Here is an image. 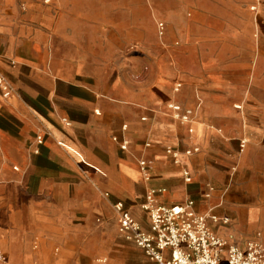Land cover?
<instances>
[{
  "label": "crops",
  "instance_id": "crops-1",
  "mask_svg": "<svg viewBox=\"0 0 264 264\" xmlns=\"http://www.w3.org/2000/svg\"><path fill=\"white\" fill-rule=\"evenodd\" d=\"M0 75L9 264H152L150 194L264 244V0H0Z\"/></svg>",
  "mask_w": 264,
  "mask_h": 264
},
{
  "label": "built area",
  "instance_id": "built-area-1",
  "mask_svg": "<svg viewBox=\"0 0 264 264\" xmlns=\"http://www.w3.org/2000/svg\"><path fill=\"white\" fill-rule=\"evenodd\" d=\"M159 26L163 28L162 23ZM0 90L4 97L10 95L9 84L1 75ZM174 108L179 109L177 106ZM182 118L188 119V114ZM37 139L42 142L43 137L38 136ZM167 151L178 162L177 152L172 149ZM147 165L145 161L140 162L143 171H146ZM185 175L187 181L192 180L187 172ZM194 204L193 200H187L163 206L154 203L151 194L147 195L143 209L150 219L149 230L140 225L123 202H113L112 207L119 232L140 247L152 264H264V244L254 241L244 247L230 244L211 229L210 216L197 212ZM211 218L215 220V216ZM8 262L0 245V264Z\"/></svg>",
  "mask_w": 264,
  "mask_h": 264
},
{
  "label": "rangeland",
  "instance_id": "rangeland-1",
  "mask_svg": "<svg viewBox=\"0 0 264 264\" xmlns=\"http://www.w3.org/2000/svg\"><path fill=\"white\" fill-rule=\"evenodd\" d=\"M254 9H255V7L253 8V6H251V5H249V13L251 14V11H253L254 12ZM250 242V241H249ZM254 242H258V241H254ZM0 243H2L1 241H0ZM248 243V242H247ZM3 244L4 243H2L1 244V247H2V249L5 251V249H4V247H3ZM7 264H9V263H7Z\"/></svg>",
  "mask_w": 264,
  "mask_h": 264
}]
</instances>
